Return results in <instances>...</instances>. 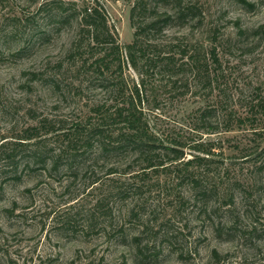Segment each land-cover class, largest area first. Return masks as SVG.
I'll return each instance as SVG.
<instances>
[{
  "label": "rangeland",
  "instance_id": "1",
  "mask_svg": "<svg viewBox=\"0 0 264 264\" xmlns=\"http://www.w3.org/2000/svg\"><path fill=\"white\" fill-rule=\"evenodd\" d=\"M57 1L0 0L2 147L12 146L43 119L84 121L90 115L91 101L107 96L91 87L80 97H63L47 84L31 81L30 73L47 71L65 60L78 39L77 24L62 28L54 23L53 14L40 11L41 5H56ZM64 1L78 4V9L87 2L100 3L121 44L134 41L131 11L135 0ZM149 3L151 8L158 7L155 0ZM185 3L202 13L203 25L197 27L192 22L186 28H175L170 35L185 36L197 47H218L222 74L213 92L199 95L195 90L187 93L185 88L176 92L158 89L143 103V109L161 133L190 138L192 145L200 142L211 149L207 157L212 162L210 171L205 166L192 171L210 189L215 188L208 213L200 214L202 204L193 200V186H181L171 172L150 174L141 181L139 168L129 176L110 175L109 162H101L90 173H84L85 168L76 176L66 167L50 172V165L46 170L32 171L34 167L27 168L24 161L16 176L0 149V264H264V177L256 173L253 162V155L264 146V139L254 130L260 131L264 123H238L239 118H252L251 102L264 96V30H260L264 27V0ZM160 7L163 11L171 8ZM46 30L50 40L34 47V35ZM24 48L26 52L19 54ZM124 72L126 80L139 82L132 69ZM209 107L217 111L212 123L219 130L198 133V112ZM225 111L234 112L232 131L226 129ZM46 131L40 132L37 141L43 139L45 149H54ZM185 153L186 160L199 155L191 148ZM127 182L133 190L121 198L117 193ZM232 182L240 183L233 186L237 187L234 192L230 191ZM245 189L255 191L258 209L253 208L254 212L242 198ZM231 193L234 205L228 203ZM101 201L104 204L97 205ZM183 201L189 204L182 206ZM214 210L216 214H210ZM235 225L240 231L261 229L254 247L246 246L241 233L229 238L228 232ZM218 227L223 229L222 236ZM135 238L142 243L138 245ZM145 247L148 252L139 255ZM214 251L221 259L213 256Z\"/></svg>",
  "mask_w": 264,
  "mask_h": 264
},
{
  "label": "trees",
  "instance_id": "2",
  "mask_svg": "<svg viewBox=\"0 0 264 264\" xmlns=\"http://www.w3.org/2000/svg\"><path fill=\"white\" fill-rule=\"evenodd\" d=\"M149 1L135 0L131 11L134 41L127 45L121 44L109 23L105 8L98 2L84 3L80 9L77 8L78 4L64 0H58L56 5L50 2L41 5L40 11L53 14L54 23L62 28L77 24L79 35L65 60L57 61L47 71L30 73L31 81L43 82L63 97H80L84 90L91 87L101 90L107 96L103 100L91 101L90 115L84 121L70 123L62 118L41 120L37 127L26 130L20 140L9 148H5L6 145L0 146L3 149L2 157L14 168L16 176L17 169L24 161L29 164L27 168L34 167L32 171L46 170L50 165V172H58L61 167H66L68 172L76 176L85 168L83 172L90 173L101 162H109L112 164L110 175L121 173L129 176L132 170L139 168L137 174L141 181H145L150 174L171 172L178 176L181 186L185 183L193 186L196 192L193 200L196 204H202L200 214H206L216 195L215 188L210 189V185L192 171L203 166L209 170L212 162L207 157L211 156V149H206L205 144L200 142L192 145L190 138L161 133L146 114L143 103L149 101V96L154 95L158 89L176 92L185 88L187 93L195 90L199 95L209 90L213 92V86L222 74L219 49L197 47L185 36L170 35L175 28H186L192 22H196L197 27L203 25L202 13L195 5L186 4L185 0H155L158 7L151 8L152 3ZM162 5H170L171 8L163 11L160 7ZM248 6L255 8L254 4L248 3ZM260 30H264V27ZM49 37L47 30L36 33L33 38L34 47L40 46L39 43L44 40H50ZM25 49L19 51V54L26 52ZM124 69H132L139 77V82L126 80ZM71 75L75 76V80L70 81ZM258 91L260 93L261 89ZM249 112L251 119L239 118L241 126L247 124V121L252 124L258 121L264 123V96L251 102ZM216 113V109L211 107L198 112V133L201 130H219L212 123ZM224 113V122L228 124L226 129L232 131L234 112ZM43 130H47L46 136H51L49 140L55 145L54 149H45L43 139L37 141ZM254 131L264 139V127ZM189 148L199 155L186 160L185 150ZM253 156L256 173L264 177V146ZM261 182L264 184V179ZM126 185L125 189L117 193L121 198H127L133 190L132 184L127 182ZM239 185L232 182L230 191L234 192L237 187L233 186ZM234 196L230 194L228 203L234 205ZM255 196V191L247 189L242 195L248 204L247 208L252 212L258 209ZM103 204L102 201L97 203L99 206ZM188 204L189 201L181 203L182 206ZM216 212L214 210L210 214ZM218 228L219 236H222L223 229ZM260 230L253 227L250 232L240 231L235 225L228 236L234 239L235 235L241 233L246 246L254 247ZM135 241L139 242L138 245L142 243L138 238ZM144 252H148V247L139 250L138 254L143 255ZM213 256L221 259L217 251L213 252Z\"/></svg>",
  "mask_w": 264,
  "mask_h": 264
}]
</instances>
